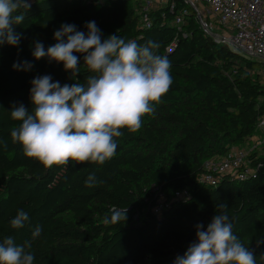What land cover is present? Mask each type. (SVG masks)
Listing matches in <instances>:
<instances>
[{
    "label": "trees",
    "instance_id": "1",
    "mask_svg": "<svg viewBox=\"0 0 264 264\" xmlns=\"http://www.w3.org/2000/svg\"><path fill=\"white\" fill-rule=\"evenodd\" d=\"M31 7L14 31L23 33L19 49L0 46V241L14 237L17 244L30 240L34 264H173L195 239V225L205 227L228 205L233 233L254 250L257 264H264V157L249 156L252 173L242 182L224 179L217 187L198 183L203 163L224 156L255 134L264 115V86L259 64L216 45L192 20L184 37L163 24L160 13L152 14V26H140L139 4L133 0H29ZM19 14V13H17ZM170 19V17H169ZM95 21L103 36L112 34L145 44L159 42V53L171 61L173 83L155 106V114L143 118L137 132L122 129L113 158L103 165L70 162L45 168L24 155L11 140L13 104L29 110L31 80L50 74L61 85L72 84L63 64L32 56L35 41L45 49L56 43L55 30L73 23L87 32L86 22ZM177 38L172 52L167 48ZM80 55V54H77ZM29 61L30 71L14 70V62ZM81 60L77 80L88 75ZM95 172L103 183L85 186ZM189 190L185 202H173L160 216L152 212L160 199ZM128 209L127 220L105 225L111 209ZM29 214L22 229L10 220L18 210ZM39 225L42 233L33 238Z\"/></svg>",
    "mask_w": 264,
    "mask_h": 264
},
{
    "label": "clouds",
    "instance_id": "2",
    "mask_svg": "<svg viewBox=\"0 0 264 264\" xmlns=\"http://www.w3.org/2000/svg\"><path fill=\"white\" fill-rule=\"evenodd\" d=\"M29 0H0V46L17 47L23 33L14 31L25 19L21 9H30ZM19 13V14H17ZM87 32L73 23H62L53 33L56 43L47 47L35 41L32 56L36 60L63 64L70 73L72 84L61 85L50 74L37 75L31 80L29 110L23 103L13 104L11 119L19 122L11 129V140L22 146L26 157L45 168L67 166L70 162L103 165L113 158L118 147L117 138L122 129L137 132L145 116L155 114L173 83L171 61L161 55L159 42L149 40L138 44L117 34L103 36L95 21L86 22ZM80 54V55H77ZM88 75L85 82L77 80L81 60ZM17 71H30L33 65L25 60L14 62ZM7 148V142L0 140ZM103 183L95 172L85 180V186L94 188ZM226 203H218L211 221L195 225V239L183 255H177L173 264H257L254 250H250L233 233V222ZM111 217L105 216V225H116L127 220V207H113ZM29 214L18 210L10 220L13 229H22ZM41 226L32 231L39 237ZM264 243L258 240L257 246ZM30 240L17 244L14 237L0 241V264H34ZM264 259V255H261Z\"/></svg>",
    "mask_w": 264,
    "mask_h": 264
},
{
    "label": "built area",
    "instance_id": "3",
    "mask_svg": "<svg viewBox=\"0 0 264 264\" xmlns=\"http://www.w3.org/2000/svg\"><path fill=\"white\" fill-rule=\"evenodd\" d=\"M99 1L103 4L110 0ZM133 1L139 4L137 13L142 28H150L152 14L159 12L163 24L176 28L177 36L182 34L186 37V28L193 20L202 34L216 45H225L228 48L231 46L234 49L233 53L238 51L255 58L264 86V0ZM176 43L177 38L167 51L172 52ZM250 155H255L256 159L264 157V115L258 121L255 134L241 146L231 147L224 156L213 157L203 163L204 171L197 178L198 183L215 188L224 179L239 182L246 180L252 173L249 167ZM190 196L187 189L175 192L170 201H165L160 196L152 212L160 216L171 203L185 202Z\"/></svg>",
    "mask_w": 264,
    "mask_h": 264
},
{
    "label": "rangeland",
    "instance_id": "4",
    "mask_svg": "<svg viewBox=\"0 0 264 264\" xmlns=\"http://www.w3.org/2000/svg\"><path fill=\"white\" fill-rule=\"evenodd\" d=\"M229 48H230L231 51L234 50L231 46H230ZM235 53H237V54H239V55H241V56H244V57H246V58H249V59H251L252 61H256L255 58L248 57L247 55H245V54H243V53H240V52H238V51L235 52Z\"/></svg>",
    "mask_w": 264,
    "mask_h": 264
}]
</instances>
